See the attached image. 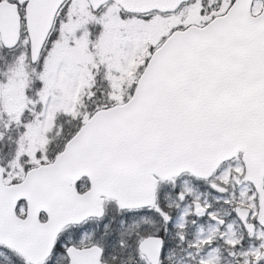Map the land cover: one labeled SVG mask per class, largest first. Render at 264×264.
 Segmentation results:
<instances>
[{
  "label": "snow or ice",
  "instance_id": "snow-or-ice-1",
  "mask_svg": "<svg viewBox=\"0 0 264 264\" xmlns=\"http://www.w3.org/2000/svg\"><path fill=\"white\" fill-rule=\"evenodd\" d=\"M0 264H264V0H0Z\"/></svg>",
  "mask_w": 264,
  "mask_h": 264
}]
</instances>
